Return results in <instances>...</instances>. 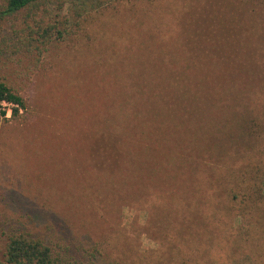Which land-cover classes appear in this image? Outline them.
I'll use <instances>...</instances> for the list:
<instances>
[{
  "label": "rangeland",
  "instance_id": "obj_1",
  "mask_svg": "<svg viewBox=\"0 0 264 264\" xmlns=\"http://www.w3.org/2000/svg\"><path fill=\"white\" fill-rule=\"evenodd\" d=\"M60 6L80 26L41 59L0 46V81L26 103L0 117V254L27 232L78 263L264 264V190L246 187L264 173V0ZM211 146L240 170L231 192L135 195L133 167Z\"/></svg>",
  "mask_w": 264,
  "mask_h": 264
},
{
  "label": "trees",
  "instance_id": "obj_2",
  "mask_svg": "<svg viewBox=\"0 0 264 264\" xmlns=\"http://www.w3.org/2000/svg\"><path fill=\"white\" fill-rule=\"evenodd\" d=\"M54 0H3L0 5V25L3 20L15 18L19 21L4 30L1 36L2 26H0V46L8 49L13 54H30L37 59H41L47 50L55 43L63 41L66 36L71 35L73 27L79 28L80 16L66 13L64 18L58 19L64 7L57 8L56 15L50 16V6ZM73 18L70 19L69 17ZM73 20V24L69 22ZM199 76L200 73H199ZM202 76H204L202 74ZM204 86L200 90L199 96L203 98ZM205 96V95H204ZM9 105L10 120L21 116L26 110V103L19 91L7 83L0 81V117L6 116V109L1 110V103ZM4 121H7L4 119ZM241 131L242 124L237 125ZM224 151H226L224 149ZM180 163L176 164H155L147 168L133 167V181H137L138 190L135 195H142V192H152V198L158 202L161 198L167 197H194L195 200L207 201L216 199L211 194L224 195V189L231 192L229 177L234 175L239 169L229 168L228 165H219L216 159L220 158L224 152L217 151L216 148H202L195 153H183L178 150ZM225 156L223 157V159ZM217 161V162H216ZM206 177L207 183L199 181ZM258 181V184H257ZM257 181L251 175L247 181V189L252 193L263 191L264 173ZM134 186V182H133ZM214 187L210 190L209 187ZM203 187L205 191L199 190ZM257 187L258 190H255ZM200 192L201 196L198 198ZM209 192V193H207ZM260 194V193H259ZM135 195H133L135 198ZM261 196V195H260ZM206 197V198H204ZM0 264H94L92 262L78 263L64 255L56 252L48 243L37 236L25 232H11L5 236V243L0 254Z\"/></svg>",
  "mask_w": 264,
  "mask_h": 264
},
{
  "label": "built area",
  "instance_id": "obj_3",
  "mask_svg": "<svg viewBox=\"0 0 264 264\" xmlns=\"http://www.w3.org/2000/svg\"><path fill=\"white\" fill-rule=\"evenodd\" d=\"M9 105H7L6 103H1V108L4 110V109H6L7 108V110H6V116H8V117H10V110H9Z\"/></svg>",
  "mask_w": 264,
  "mask_h": 264
}]
</instances>
